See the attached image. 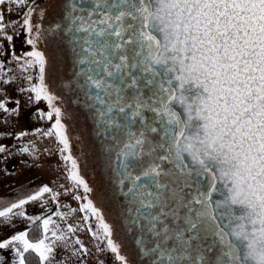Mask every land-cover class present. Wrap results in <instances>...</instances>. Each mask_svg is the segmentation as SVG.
Returning a JSON list of instances; mask_svg holds the SVG:
<instances>
[{
    "label": "snow or ice",
    "instance_id": "snow-or-ice-1",
    "mask_svg": "<svg viewBox=\"0 0 264 264\" xmlns=\"http://www.w3.org/2000/svg\"><path fill=\"white\" fill-rule=\"evenodd\" d=\"M6 3L27 0H0ZM70 9L81 13L68 28L83 66L79 75L101 120L124 135L113 163L118 182L131 181L128 193L138 205L132 223L144 233L137 243L145 264H264V0H78ZM32 11L23 19L29 33ZM5 27L0 12V31ZM26 56L28 66L39 68L40 84L31 91L48 102L49 120L55 114L45 135L55 130L60 152H69L61 109L44 83L45 54L33 48ZM0 109L8 111L3 102ZM63 160L69 179L90 192L70 152ZM45 193L52 189L41 187L0 217L24 216L13 210ZM80 207L111 235L91 200ZM54 223L43 219L35 242L20 231L0 241V249L14 248L18 264L29 250L50 264L48 233L66 239L49 227ZM107 246L128 264L111 239Z\"/></svg>",
    "mask_w": 264,
    "mask_h": 264
},
{
    "label": "flooded vegetation",
    "instance_id": "flooded-vegetation-1",
    "mask_svg": "<svg viewBox=\"0 0 264 264\" xmlns=\"http://www.w3.org/2000/svg\"><path fill=\"white\" fill-rule=\"evenodd\" d=\"M74 2L78 0H34L30 7L33 9L30 23L32 25L35 20L38 36L35 38V45L39 46L46 57L44 83L46 87H54L53 94L61 102L58 107L61 109L60 118L64 129L68 127L69 121L73 122L77 129L74 134L80 138L78 143L73 144V140L70 141L67 135L70 141L69 152L77 161L79 175L91 189L86 193L83 186L77 187L73 182L76 193L81 197H87L79 200L80 205L91 200L100 210L104 223L110 226L111 235L106 237L99 228L100 221L91 213L84 211L85 216H89V219L84 221L92 229L96 248L101 251L104 263L121 264L116 254L107 246V239H111L118 246L119 253L126 257L128 264H145L147 258L140 254L141 245L137 243L144 233L132 223L136 218L135 209L138 205L128 193L131 181L125 180L121 185L118 182L121 177L117 174V165L113 163L124 135L101 120L97 111L98 106L90 99L92 91L84 86V77L79 75L80 68L83 67L77 63L79 49L73 42L74 33L68 31L71 26L70 17L81 14L79 11L71 12L70 5ZM20 30L24 41L22 51L24 53L32 51L35 45L27 43L29 32L23 23ZM37 75L39 77V70ZM37 82L39 85V78ZM141 89L147 91L143 85ZM40 100L41 115L52 128L55 114L53 119L49 120L46 114L51 111V107L43 98ZM147 115L150 116L151 113ZM60 146L63 147L61 144ZM65 165L69 170L70 163L65 162Z\"/></svg>",
    "mask_w": 264,
    "mask_h": 264
},
{
    "label": "rangeland",
    "instance_id": "rangeland-1",
    "mask_svg": "<svg viewBox=\"0 0 264 264\" xmlns=\"http://www.w3.org/2000/svg\"><path fill=\"white\" fill-rule=\"evenodd\" d=\"M33 1L27 0L24 6L8 3L0 5V12L4 14L6 25L5 29L0 31V102H3L8 109V111L0 109V137L4 138L3 143L14 146L13 149L17 152L24 148L28 149L27 152L16 154L14 161H22L25 168L20 167V172L10 181L17 189V197L22 199L31 193L23 187V182L30 174L38 182L37 186L33 187L34 193L45 185L51 188L57 194V203H59L63 217L71 220L73 230L82 237L87 248L88 264H105L101 251L99 252L96 248V239L92 229L84 221L85 213L81 211L80 202L75 198L78 194L73 181L69 179V170L60 152L61 146L55 130H52V135H45L52 128L41 115V100L37 101L35 93L31 91L32 86L38 83L39 68L37 65H27L26 61L29 58L22 51L24 41L20 26L23 23L24 13L31 7ZM31 26L32 32L29 33V39L35 40L38 37L35 20ZM8 35L12 36V40L6 38ZM36 45L35 50L40 51L39 46ZM29 76L32 77L31 80L28 79ZM47 90L54 95V87L47 86ZM53 105L60 107V100L56 98ZM76 130L71 121L64 129L70 141L73 140V144L80 141V138L74 134ZM43 198L42 196L38 200L42 212L45 209Z\"/></svg>",
    "mask_w": 264,
    "mask_h": 264
},
{
    "label": "crops",
    "instance_id": "crops-1",
    "mask_svg": "<svg viewBox=\"0 0 264 264\" xmlns=\"http://www.w3.org/2000/svg\"><path fill=\"white\" fill-rule=\"evenodd\" d=\"M3 142L4 138L2 139L0 137V146L5 148L4 152H0V211L5 207H10L12 203H18V201L22 199L17 197V189L10 180H13L20 172L21 169L19 168L23 167V164L21 163L22 161H14L16 154L18 152H23V149L17 152L16 149H13L15 148L14 146ZM26 170L28 171V169ZM23 183L24 189H26V191L30 190L31 192L28 196L34 195L33 187H36L38 182L31 177V174L27 176ZM8 188L9 190H7ZM53 193L55 192L52 191V193H45L43 195L45 203L44 212L41 211V205L38 203V199L35 201H29L22 209L13 210V212L23 211L25 213L24 216L10 214V218L7 220L0 217V241L3 239H9L12 235L20 231H27L30 225L34 222H42L43 219L51 216L55 223L50 224L49 227L55 228L57 235H60L61 233L65 234L66 239L55 240L54 237H51V232L48 233L50 239L54 241V251L50 257V264H88L87 248L85 247L82 237H80L79 233L74 230L68 231L69 226L73 229L71 220L69 221L63 217V215H57V213H61V210L59 209V203H57V195L55 199L52 198ZM27 197L23 199H27ZM29 217H39L40 219L30 220L28 219ZM77 241H79V243H77ZM81 245H83V247H81ZM0 264H18V258L14 248L0 249ZM45 264H48V262H45Z\"/></svg>",
    "mask_w": 264,
    "mask_h": 264
},
{
    "label": "trees",
    "instance_id": "trees-1",
    "mask_svg": "<svg viewBox=\"0 0 264 264\" xmlns=\"http://www.w3.org/2000/svg\"><path fill=\"white\" fill-rule=\"evenodd\" d=\"M27 232L29 233L28 238L33 242L40 239L43 236L42 222H34L27 229ZM25 264H41V262L38 255L34 251L29 250V252L25 253Z\"/></svg>",
    "mask_w": 264,
    "mask_h": 264
},
{
    "label": "water",
    "instance_id": "water-1",
    "mask_svg": "<svg viewBox=\"0 0 264 264\" xmlns=\"http://www.w3.org/2000/svg\"><path fill=\"white\" fill-rule=\"evenodd\" d=\"M218 198V197H217Z\"/></svg>",
    "mask_w": 264,
    "mask_h": 264
}]
</instances>
